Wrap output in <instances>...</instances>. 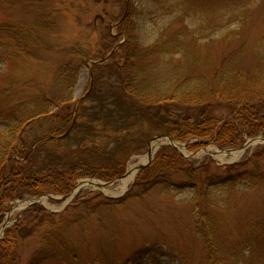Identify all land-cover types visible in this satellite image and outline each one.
Masks as SVG:
<instances>
[{"label": "rangeland", "instance_id": "rangeland-1", "mask_svg": "<svg viewBox=\"0 0 264 264\" xmlns=\"http://www.w3.org/2000/svg\"><path fill=\"white\" fill-rule=\"evenodd\" d=\"M128 2L137 5L140 0H0L2 23L26 32L43 18L51 21L43 25L44 31H33V39L27 37L29 54L13 50L6 62L0 61V133L4 131L1 123L7 109L34 106L51 111L50 117L55 120L35 125L27 131V137L35 134L47 140L51 129L71 128V123L59 122L63 111H72L75 119L90 90L94 63L108 58L125 42L119 23ZM146 20L144 43L150 45L160 38L163 51L168 52L166 56L164 53L149 58L153 66L168 64L182 69L188 59L191 74L208 77L221 64L222 57L234 55L238 66L247 73L264 72V0H168L164 11ZM225 37L229 40L222 44L220 39ZM123 55L121 51L118 56L121 62ZM111 64L112 60L107 59L97 74L107 76ZM61 95L68 106L58 105ZM84 106L88 109L92 103ZM222 111L220 115L230 114ZM153 128L145 122L128 134L129 138L141 137L146 142L143 150L134 153L135 147L141 145L136 141L124 142L116 152L118 159L124 158L126 152L133 154L125 171L146 164L143 161L153 139L165 136L154 135ZM101 133L103 136L91 137L93 140L89 138L85 145L93 141L111 148L112 130ZM157 143L154 159L162 148L170 146L167 139ZM176 143L171 147L195 167L202 166L209 157L214 161L211 172L217 174H224L218 168L237 164L241 170L264 173V142L252 144L234 161L229 156L217 158L210 150L240 151L246 143L225 150L210 144L195 151L189 149L193 142ZM53 145L64 153L78 143L73 137ZM91 161L95 163L97 159ZM136 177L123 193L116 191L118 182L102 189L86 187L72 199L46 194L6 200L3 206L8 210L0 226V242L8 229L37 206L54 217L19 243L20 264H29L43 253L47 260L41 264H205L204 222L221 258L228 259L227 264H264V179L254 181L251 175L245 176L228 189L213 190L214 194L198 205L193 191H165L163 187L127 198ZM86 180L106 183L78 179L71 193ZM2 185L0 182V188Z\"/></svg>", "mask_w": 264, "mask_h": 264}, {"label": "trees", "instance_id": "trees-1", "mask_svg": "<svg viewBox=\"0 0 264 264\" xmlns=\"http://www.w3.org/2000/svg\"><path fill=\"white\" fill-rule=\"evenodd\" d=\"M166 4L168 0H140L137 5L127 3L120 23L125 42L109 57L112 64L107 66V76L98 75L104 69L102 66L93 67L90 90L81 101L75 119L71 117L72 111H63L65 114L59 122L73 124L68 130L51 129L47 140L35 134L27 137V131H32L35 125H42L47 119L55 120L50 117L51 111H40L37 106L7 109L1 123L4 131L0 133V182L3 184L0 188V226L8 210L3 206L6 200L46 194L68 196L78 179L113 182L123 176L133 154L126 152L124 158L118 159L116 152L124 142H140L134 153L145 148L146 142H142L141 137H128L132 128L145 122L155 126L154 135H165L185 144L193 142L189 145L193 151L210 144L220 150L238 148L247 140L264 135V72L247 73L238 66L234 55L222 57L221 64L208 77L191 74L188 59L182 69L170 68L168 64L153 66L149 58L164 53L166 56L168 52L163 51L160 38L150 45L144 43L143 23L147 17L164 11ZM47 24H51L50 19L43 18L34 24L33 30L25 32L0 22V61L6 62L13 50L29 54L31 44L27 37L33 39V31H44L43 25ZM228 40L225 37L220 42L225 44ZM121 51H124L122 62L118 57ZM138 61L142 62L140 66ZM57 101L61 107L68 106L63 95ZM85 103H92V106L85 109ZM222 110L230 114L220 115ZM109 129L113 134L111 148L93 141L85 145L89 138H98L102 135L100 132ZM58 136L61 137L56 139ZM73 137L78 146L64 153L51 146L55 141L62 143ZM92 159L97 162L92 163ZM205 161L202 166L195 167L175 148L166 146L156 154L150 166L138 173L127 198L163 187L173 192L191 190L197 194L199 205L214 194L213 190L228 189L245 176L251 175L254 181L264 179V173L241 170L239 164L218 168L224 174H217L211 172L214 161L209 157ZM53 217L45 209L32 206L6 231L0 242V264H20L19 243L34 235L41 224ZM206 226L204 222L205 264H227L228 259L221 258ZM46 260L47 255L43 253L29 264H41Z\"/></svg>", "mask_w": 264, "mask_h": 264}, {"label": "bare ground", "instance_id": "bare-ground-1", "mask_svg": "<svg viewBox=\"0 0 264 264\" xmlns=\"http://www.w3.org/2000/svg\"><path fill=\"white\" fill-rule=\"evenodd\" d=\"M261 142H264L263 138L255 141L253 144H258ZM158 147H159L158 143H152L151 144L150 151H151L152 156L155 155ZM248 148H250V147H248ZM247 149L240 150V151L223 152V153H219L218 151H211L210 150V153L213 154L215 157L220 158V159H223L226 156H229L234 161L237 158L244 155L246 153ZM148 160H149V155H148L147 159H145L143 162H146ZM136 169H137V167H132L129 169L127 177L119 182L120 185L116 189V191L121 192V193L127 191V189L129 188V186L131 185V183L134 181V179L136 177V174H137ZM96 186H97L96 182L90 183L89 185L88 184L85 185V187H94V188H96ZM106 193H109V192H106Z\"/></svg>", "mask_w": 264, "mask_h": 264}, {"label": "water", "instance_id": "water-1", "mask_svg": "<svg viewBox=\"0 0 264 264\" xmlns=\"http://www.w3.org/2000/svg\"><path fill=\"white\" fill-rule=\"evenodd\" d=\"M107 59H105V60H103V61H101V62H98V63H96V64H103L105 61H106ZM164 139H167L168 141H169V144L170 145H175V141L172 139V138H169V137H165V136H160V137H157V138H155V139H153V142L154 143H157V142H159V141H162V140H164ZM257 140H259V139H256V140H253V141H250V143H247L244 147H243V149L242 150H245V149H247L248 147H250L255 141H257ZM228 152H232V151H228ZM149 160H148V162L146 163V164H144V165H140L139 167H137V173L139 172V171H141L142 169H144L145 167H148L151 163H152V161H153V156L151 155V151H149ZM127 175L128 174H125L122 178H120V179H118L117 181H115L114 183H110V184H97V187L99 188V189H102L103 187H105V186H111V185H114V184H116L117 182H119V181H121V180H123V179H125L126 177H127ZM91 182H89V181H86L85 183H83L84 185L83 186H85L86 184H90ZM82 189V187L80 186V188H79V190H81ZM77 190H78V188H77ZM79 190L78 191H75L71 196H69V197H73V196H75L78 192H79ZM68 197V198H69ZM5 228H6V225H5Z\"/></svg>", "mask_w": 264, "mask_h": 264}]
</instances>
